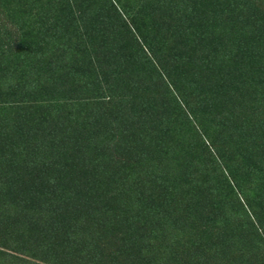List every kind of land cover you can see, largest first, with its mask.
Segmentation results:
<instances>
[{"label":"trees","instance_id":"obj_1","mask_svg":"<svg viewBox=\"0 0 264 264\" xmlns=\"http://www.w3.org/2000/svg\"><path fill=\"white\" fill-rule=\"evenodd\" d=\"M0 232V264H264V0H0Z\"/></svg>","mask_w":264,"mask_h":264},{"label":"rangeland","instance_id":"obj_2","mask_svg":"<svg viewBox=\"0 0 264 264\" xmlns=\"http://www.w3.org/2000/svg\"><path fill=\"white\" fill-rule=\"evenodd\" d=\"M40 158H42V156L38 157L37 160L40 159ZM139 205H141L139 202H134V206H135L134 208H137L138 209V206ZM148 209H149V211L147 213H144V214L142 213V216H144L146 218L145 220L153 228L154 227H159V226H162L163 227V225H164V223L166 221V218H167V212L165 211V209H162V208L161 209H157L156 207H151V206H149ZM6 210H7V213L10 216H14V214L16 213V209L15 208H6ZM176 210L179 211V209H176ZM114 211L115 212L112 215H109V217L113 216L119 210L115 209ZM174 216L176 218V214ZM105 218L107 220V221H105L106 226H107V223H108V219L109 218H107V217H105ZM98 219H96V220H98ZM181 219L183 220V218H181ZM180 220H179V222H180ZM198 220H197L196 216H194V217L191 218L190 216L187 215L186 216V221L183 222V223H181V224H178L177 226H179L181 228H183L185 226H188L190 228L191 221H196L197 223H199L200 221H198ZM147 222H145V223H147ZM105 223L102 222L101 226H92L91 225L92 227L90 228V231H88V233L90 235H93V236H94V234H99V233L102 234L103 232L107 231V229H109L111 227V226H109V227L107 226V228H104V224ZM23 228H24V226H23ZM166 231H168V228L164 232H166ZM24 233H25V231H23V235L24 236H32V237H35L34 235H31L30 233H25V234ZM0 235H1V232H0ZM11 237L14 238L13 236H11ZM23 239H24V237H23ZM29 239L30 238L28 237L27 238V242L29 241ZM31 240L34 241L35 238H31ZM23 242H24V240L21 241L20 243H23ZM142 243H140V244H142ZM208 243L210 244L212 242H208ZM116 251H117V254H114V255H111L110 252H106L105 255H103V253L101 251H98V254H99L98 256H100L101 259L104 262H106L107 264H117L118 261L120 260V258H122L124 256V254L123 253H119L118 252V249H116ZM180 254H181V257H184V259H185L186 255L183 254L182 252ZM27 256H29V257L21 256L22 258H24L23 260L26 261L27 263H24V262H21V261H18V260H11V259H9V261H6L4 264H54V263H56V260H54L53 262H50V263H42V262L37 261L38 259L34 258L31 254H28ZM187 256H188V259H191L192 258L189 255H187ZM178 258H180L179 255H178ZM152 261L155 262V263H157L158 260L157 259H153ZM184 263H185V260H184ZM137 264H140V263L138 262Z\"/></svg>","mask_w":264,"mask_h":264}]
</instances>
